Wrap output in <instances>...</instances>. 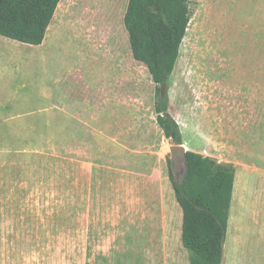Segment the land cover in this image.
I'll list each match as a JSON object with an SVG mask.
<instances>
[{
  "label": "rangeland",
  "instance_id": "obj_1",
  "mask_svg": "<svg viewBox=\"0 0 264 264\" xmlns=\"http://www.w3.org/2000/svg\"><path fill=\"white\" fill-rule=\"evenodd\" d=\"M128 2L62 0L42 46L0 36V264H190ZM190 2L169 114L189 151L237 169L223 264H264V179L247 187L264 169V0Z\"/></svg>",
  "mask_w": 264,
  "mask_h": 264
},
{
  "label": "trees",
  "instance_id": "obj_2",
  "mask_svg": "<svg viewBox=\"0 0 264 264\" xmlns=\"http://www.w3.org/2000/svg\"><path fill=\"white\" fill-rule=\"evenodd\" d=\"M62 0H0V36L41 46ZM190 0H129L124 16L133 58L144 65L157 88V124L172 144H183L178 122L161 94L180 57L192 18ZM187 172L169 177L183 212L182 245L190 264H223L234 195L236 168L231 163L188 151Z\"/></svg>",
  "mask_w": 264,
  "mask_h": 264
},
{
  "label": "water",
  "instance_id": "obj_3",
  "mask_svg": "<svg viewBox=\"0 0 264 264\" xmlns=\"http://www.w3.org/2000/svg\"><path fill=\"white\" fill-rule=\"evenodd\" d=\"M167 83L161 85V94L165 96L167 93ZM171 150V167L172 169H178L184 166L185 173L187 172V158L186 154L189 151L184 144H173ZM225 247V244H224Z\"/></svg>",
  "mask_w": 264,
  "mask_h": 264
},
{
  "label": "crops",
  "instance_id": "obj_4",
  "mask_svg": "<svg viewBox=\"0 0 264 264\" xmlns=\"http://www.w3.org/2000/svg\"><path fill=\"white\" fill-rule=\"evenodd\" d=\"M42 46V45H41ZM232 164V163H231ZM234 165V164H233ZM254 166V171L249 173L248 176H249V183L247 184V187L249 186H252V187H259V184H260V180L261 179H264V169L260 168L259 166H257L256 164L253 163ZM235 166V165H234ZM236 168V167H235ZM235 188H234V193L236 191V188L238 187V173H237V169H236V178H235ZM256 188V189H257ZM258 190H256V193H257ZM234 197V195H233ZM234 199V198H233ZM233 201V200H232ZM231 208H232V205H231ZM253 220V219H252ZM245 260H246V257H245Z\"/></svg>",
  "mask_w": 264,
  "mask_h": 264
}]
</instances>
